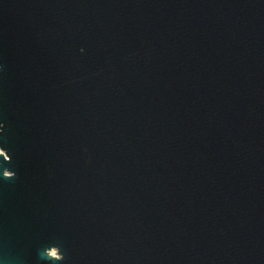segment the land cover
<instances>
[{
    "label": "water",
    "instance_id": "95a60500",
    "mask_svg": "<svg viewBox=\"0 0 264 264\" xmlns=\"http://www.w3.org/2000/svg\"><path fill=\"white\" fill-rule=\"evenodd\" d=\"M0 264H264V0H0Z\"/></svg>",
    "mask_w": 264,
    "mask_h": 264
}]
</instances>
